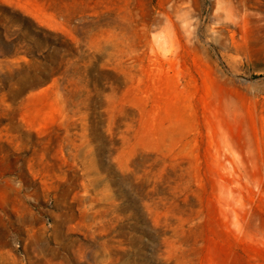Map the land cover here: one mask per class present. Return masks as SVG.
Listing matches in <instances>:
<instances>
[{
	"label": "rangeland",
	"instance_id": "obj_1",
	"mask_svg": "<svg viewBox=\"0 0 264 264\" xmlns=\"http://www.w3.org/2000/svg\"><path fill=\"white\" fill-rule=\"evenodd\" d=\"M0 264H264V0H0Z\"/></svg>",
	"mask_w": 264,
	"mask_h": 264
},
{
	"label": "bare ground",
	"instance_id": "obj_2",
	"mask_svg": "<svg viewBox=\"0 0 264 264\" xmlns=\"http://www.w3.org/2000/svg\"><path fill=\"white\" fill-rule=\"evenodd\" d=\"M175 103L174 104H170V106L166 109V113L167 114H169V115H171L170 113H172L173 111H172V107H174L175 108Z\"/></svg>",
	"mask_w": 264,
	"mask_h": 264
}]
</instances>
